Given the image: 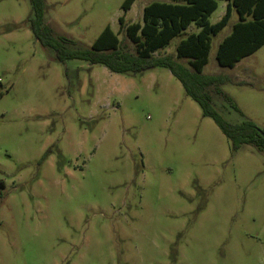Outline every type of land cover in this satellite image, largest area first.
Returning <instances> with one entry per match:
<instances>
[{
  "label": "rangeland",
  "instance_id": "1",
  "mask_svg": "<svg viewBox=\"0 0 264 264\" xmlns=\"http://www.w3.org/2000/svg\"><path fill=\"white\" fill-rule=\"evenodd\" d=\"M123 1L44 0V19L82 48L109 25L134 52ZM32 16L30 0H0V264H264V150L233 149L167 67L59 61ZM236 21L233 10L203 72L228 78L211 97L225 120L264 132V45L234 67L216 61ZM182 37L158 53L179 60Z\"/></svg>",
  "mask_w": 264,
  "mask_h": 264
},
{
  "label": "trees",
  "instance_id": "2",
  "mask_svg": "<svg viewBox=\"0 0 264 264\" xmlns=\"http://www.w3.org/2000/svg\"><path fill=\"white\" fill-rule=\"evenodd\" d=\"M219 0H149L143 8L142 21H127L126 12L135 0H124L123 14L119 17V32H124L134 44L132 52L122 45L119 34L106 26L89 48L76 47L77 42L57 37L45 22L44 0H30L33 16L30 27L44 47L54 50L59 61L81 59L102 64L115 73H138L155 67H167L180 80L185 92L201 107L205 116L213 118L233 149L250 144L264 150L262 130L251 120L239 124L223 118L211 103L212 92H221L220 85L227 77L203 72L209 62L213 37L229 22L232 11L238 14L231 31L218 43L216 61L222 67H234L246 56L264 45V0H224L226 12L215 23L211 14ZM194 23L198 31L187 32ZM184 34L176 45L177 60L171 54L160 55L158 50L167 46L177 35ZM237 109L235 102L226 96ZM3 182H0V193Z\"/></svg>",
  "mask_w": 264,
  "mask_h": 264
},
{
  "label": "water",
  "instance_id": "3",
  "mask_svg": "<svg viewBox=\"0 0 264 264\" xmlns=\"http://www.w3.org/2000/svg\"><path fill=\"white\" fill-rule=\"evenodd\" d=\"M262 134L264 135V132H262Z\"/></svg>",
  "mask_w": 264,
  "mask_h": 264
}]
</instances>
